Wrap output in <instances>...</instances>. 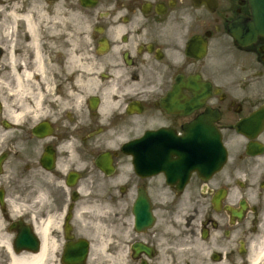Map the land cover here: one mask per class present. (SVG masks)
Here are the masks:
<instances>
[{
	"label": "flooded vegetation",
	"instance_id": "obj_1",
	"mask_svg": "<svg viewBox=\"0 0 264 264\" xmlns=\"http://www.w3.org/2000/svg\"><path fill=\"white\" fill-rule=\"evenodd\" d=\"M42 1H11L37 84L24 23L0 26V264H264V37L229 31L249 1Z\"/></svg>",
	"mask_w": 264,
	"mask_h": 264
},
{
	"label": "bare ground",
	"instance_id": "obj_2",
	"mask_svg": "<svg viewBox=\"0 0 264 264\" xmlns=\"http://www.w3.org/2000/svg\"><path fill=\"white\" fill-rule=\"evenodd\" d=\"M10 0H0V26H3V33L8 36L13 33H18V30H15L16 24L20 22L24 23V46L22 47V55L24 63L18 64L20 67V72L16 74V79L19 84V89H22L23 81H26L25 84L28 87L29 83L36 81L37 75L39 73H44V59L43 53L39 45V33H38V18L34 19L31 15V12L28 10L24 14H17L16 8L14 5L10 8V12L5 15L6 3ZM4 13V14H3ZM43 16V14H42ZM41 16V17H42ZM39 17V18H41ZM16 49L17 46H14ZM14 62L16 60L14 59ZM43 256H34L32 258H18L15 260L16 264H39L43 261Z\"/></svg>",
	"mask_w": 264,
	"mask_h": 264
},
{
	"label": "rangeland",
	"instance_id": "obj_3",
	"mask_svg": "<svg viewBox=\"0 0 264 264\" xmlns=\"http://www.w3.org/2000/svg\"><path fill=\"white\" fill-rule=\"evenodd\" d=\"M12 1V0H11ZM11 1H8L7 3H6V7H5V11H4V13H5V15H6V13L9 11V9H10V7L12 6L11 5ZM45 4H44V2L42 1V0H35V11H36V15L38 16V17H41L42 16V13H43V11H45V10H49V8L47 7V6H44ZM59 5V4H58ZM57 5L56 4H53L52 3V5L50 6V8H51V10H53V12L52 13H57V12H62V11H65V10H63V9H60V8H58V7H56ZM56 7V8H55ZM19 8H21V7H19ZM3 13V14H4ZM41 13V14H40ZM1 15H2V13L0 14V19L2 18L1 17ZM45 15H43V17H44ZM62 16V15H61ZM64 16H66V19H64L63 18V16H62V20H64L65 21V25L67 26V27H76L77 26V24H75V23H77V21H76V18H75V13L74 12H71V11H67L65 14H64ZM54 17L55 18H58V14H54ZM50 18H48L47 16H45L44 18H43V20L44 21H48ZM53 24V19L51 18V22H50V27H51V25ZM57 25H59V24H57ZM78 26H82V25H80V24H78ZM83 26L85 27V24H83ZM1 28V27H0ZM0 32H2V30L0 29Z\"/></svg>",
	"mask_w": 264,
	"mask_h": 264
},
{
	"label": "water",
	"instance_id": "obj_4",
	"mask_svg": "<svg viewBox=\"0 0 264 264\" xmlns=\"http://www.w3.org/2000/svg\"><path fill=\"white\" fill-rule=\"evenodd\" d=\"M252 11H253V20L251 21H243L242 23H238L236 27H246L249 29L256 30L255 34L264 35V0H249ZM236 37L240 41L242 35L236 34ZM245 41V39H243ZM241 42V41H240Z\"/></svg>",
	"mask_w": 264,
	"mask_h": 264
}]
</instances>
